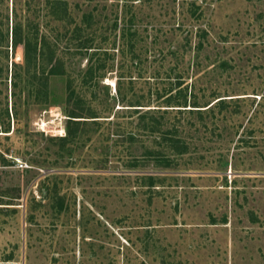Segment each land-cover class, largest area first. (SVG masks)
<instances>
[{"label":"rangeland","instance_id":"374dc122","mask_svg":"<svg viewBox=\"0 0 264 264\" xmlns=\"http://www.w3.org/2000/svg\"><path fill=\"white\" fill-rule=\"evenodd\" d=\"M0 264H264V0H0Z\"/></svg>","mask_w":264,"mask_h":264},{"label":"trees","instance_id":"16d2710c","mask_svg":"<svg viewBox=\"0 0 264 264\" xmlns=\"http://www.w3.org/2000/svg\"><path fill=\"white\" fill-rule=\"evenodd\" d=\"M56 4H59V3H56ZM62 8H64V7H62ZM11 35H12L11 36L12 37V43L14 45L17 43H20L23 45V50H24L23 54L25 57L26 68L28 69L33 56L30 54V42L27 39V37L23 36V31H22L21 25L15 24L12 27ZM35 51H36V49H35ZM17 53H21V51H17ZM34 57H36V56H34ZM54 65L55 64L52 63V67L49 70L50 73H57L54 71V69H52ZM71 95H72V92L70 91L69 95H68V99L71 97ZM176 100H178L176 102H179V99H176ZM219 100H221V99H219ZM176 106H181V105L177 104ZM182 106H185V105H182ZM140 109L141 108H132V110H134V112H137V113L140 112L139 118H140V121L143 122L144 127L151 132L156 131V130H160V132H162L160 127H159L161 124L160 121H158L154 115L150 114L151 112H153V110H155V108H148V109H145V111H141ZM172 109H174V108H172ZM176 110H182V109L177 108ZM90 114H92V115L87 116V117L93 118L90 121L97 123L96 118L99 116L96 115L95 113H90ZM84 117L85 116L83 115V112L80 111V109L77 110V109L72 108L68 111V118H67L66 125H65L66 126L65 127V135L62 137L63 140L75 137L76 129H73L71 127V125L72 124H80L82 122H87L88 120L81 119ZM129 133H130L129 134L130 138H132V136H133L132 132H129ZM161 138L163 140H165L171 148H175L179 144V139L172 137L171 133L168 130H165L162 132ZM145 154L147 156H153V158H155L156 162H158V164H161L163 166L170 165L172 160H173L172 157L170 155H167V154H165V155L162 154L163 156L162 155L159 156L160 152H156V150H154V149H149L147 151V153H145ZM147 179L149 180L148 182L150 184H153L154 177L152 175H149L147 177Z\"/></svg>","mask_w":264,"mask_h":264}]
</instances>
